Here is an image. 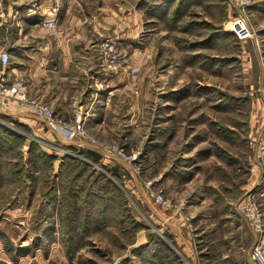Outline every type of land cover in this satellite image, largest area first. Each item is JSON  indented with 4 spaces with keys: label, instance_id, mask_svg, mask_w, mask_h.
<instances>
[{
    "label": "rangeland",
    "instance_id": "obj_1",
    "mask_svg": "<svg viewBox=\"0 0 264 264\" xmlns=\"http://www.w3.org/2000/svg\"><path fill=\"white\" fill-rule=\"evenodd\" d=\"M41 1L22 9L36 16ZM203 3L164 24L203 32L161 36L155 61L165 75L112 100L107 132L93 139L136 153L123 162L132 174L66 146L19 103L20 116L0 114V264H252L255 237L238 203L264 190V0L243 11ZM240 16L250 39L232 29ZM13 31L3 22L1 39Z\"/></svg>",
    "mask_w": 264,
    "mask_h": 264
},
{
    "label": "crops",
    "instance_id": "obj_2",
    "mask_svg": "<svg viewBox=\"0 0 264 264\" xmlns=\"http://www.w3.org/2000/svg\"><path fill=\"white\" fill-rule=\"evenodd\" d=\"M25 1H2V9L0 4V25L6 22L14 26L12 34H2L3 39L0 36V51L8 50L11 56L7 70L12 72V79L22 80L30 95L47 102L64 118L82 115L90 137L76 140L73 146L92 150L105 162L132 174L117 157L105 156L93 143L94 137L101 131L103 136L107 132V109L112 100L127 95L130 87L139 89L160 81L165 75L157 69L155 61L163 42L161 36L191 34L164 27L177 0L172 3L153 0L154 8L145 7L144 0H55L56 5L51 0H42L36 16L22 9ZM161 6L169 8L167 15H162L165 18L156 12ZM194 13L202 18L200 9ZM53 18L56 19L53 28L38 25L42 20ZM109 38L117 43L125 57L120 68L107 73V69L99 65V48ZM130 61L139 68L135 77L130 76L124 64ZM169 73H172L170 69ZM17 105L12 102L11 110L2 114L20 116ZM22 113L46 128L44 122L28 110ZM178 227L184 230L183 226ZM175 234L184 249L192 252L191 235L185 230L184 234L178 230Z\"/></svg>",
    "mask_w": 264,
    "mask_h": 264
},
{
    "label": "built area",
    "instance_id": "obj_3",
    "mask_svg": "<svg viewBox=\"0 0 264 264\" xmlns=\"http://www.w3.org/2000/svg\"><path fill=\"white\" fill-rule=\"evenodd\" d=\"M252 1L253 0H229V5L243 11ZM38 25L42 28H53L56 26V19L42 20ZM232 27L240 40L250 39L254 34L251 25L241 16L233 22ZM99 49L100 67L102 69H107V73L117 70L120 67L121 59V52L117 43L109 38L100 44ZM10 60L11 56L8 51L0 52V65L2 66L0 70V114L9 112L12 107V102H17L24 109L42 120L46 128L66 146H73L76 140L88 137L82 115L75 114L70 120L62 117L47 102L39 97L30 95L22 80L12 79V72L7 71ZM130 69L131 73L137 71L134 67ZM93 143L97 144L95 141H93ZM102 145L100 150L105 156H115L126 163H131L137 158L136 153L128 154L118 146L109 147L107 144ZM151 196L156 203L169 205V202L162 194L151 192ZM263 209L264 190L255 193L254 191L249 192L238 203V210L251 227L255 237L249 252L252 264H264V242L260 240L264 221Z\"/></svg>",
    "mask_w": 264,
    "mask_h": 264
},
{
    "label": "trees",
    "instance_id": "obj_4",
    "mask_svg": "<svg viewBox=\"0 0 264 264\" xmlns=\"http://www.w3.org/2000/svg\"><path fill=\"white\" fill-rule=\"evenodd\" d=\"M152 1L153 0H144V5L145 7L148 8H152ZM167 1V0H164ZM170 1V3H172L174 0H168ZM188 2L192 3V4H200L203 3V0H177L174 3V7L173 10L170 14L168 23H170V25L174 26L176 25L177 21H178V15L180 12H182L181 8H183ZM154 8V7H153ZM168 9L167 6H161V7H157L156 12L158 11L159 15H163L165 14V16L168 13ZM165 16H162V18H165ZM192 24H194L195 26L198 25L196 23L193 22H189L184 24V30L190 33H194V34H198V33H202L203 30H198L196 27H193ZM73 149L77 150V148L71 146ZM79 153L83 154L86 157H90L93 158L94 161H99V159L101 158V156L99 154L93 153L92 151H87V150H82Z\"/></svg>",
    "mask_w": 264,
    "mask_h": 264
}]
</instances>
